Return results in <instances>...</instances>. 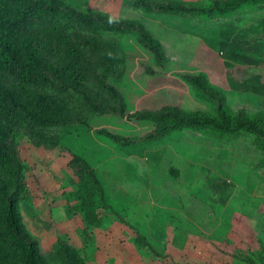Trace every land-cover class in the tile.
Returning a JSON list of instances; mask_svg holds the SVG:
<instances>
[{"label":"rangeland","instance_id":"rangeland-1","mask_svg":"<svg viewBox=\"0 0 264 264\" xmlns=\"http://www.w3.org/2000/svg\"><path fill=\"white\" fill-rule=\"evenodd\" d=\"M120 3L45 0L27 23L55 39L59 72L0 68V179L20 230L43 264H264L260 135L183 120L264 135V0ZM23 85L44 102L17 103ZM0 264H19L3 237Z\"/></svg>","mask_w":264,"mask_h":264},{"label":"trees","instance_id":"trees-1","mask_svg":"<svg viewBox=\"0 0 264 264\" xmlns=\"http://www.w3.org/2000/svg\"><path fill=\"white\" fill-rule=\"evenodd\" d=\"M13 1H21L14 8L10 6ZM45 0H0V68L7 70H17L20 76L25 80L33 83H42L48 81L47 71L58 73L59 70L54 66L53 60L58 61L59 49L53 37L40 35V30L36 26V22H29L31 19H42L44 17ZM31 18V19H30ZM154 46L157 42L149 37H145ZM49 42L55 43L50 47L53 50L52 57L43 55L39 46L48 47ZM58 56V58H57ZM20 87V86H19ZM82 95L87 98L83 91ZM10 96L17 100V103H25L37 95L21 86L19 91L14 94L9 92ZM38 97V96H37ZM44 102L43 97H38ZM194 124H205L219 127L227 131L244 128L252 133L260 135L261 142L264 145V135L256 124L236 120L229 122L225 118L220 120L211 116H195L183 118ZM9 133V127L1 119L0 110V141L4 140ZM161 155L156 154L153 150L146 152L145 160L149 165H156ZM6 159L5 153L0 148V164H4ZM0 237L5 238L16 250L17 261L19 264H43L38 260L37 246L33 240L26 237L20 230L17 216L15 213L14 203L10 197L6 185L0 179Z\"/></svg>","mask_w":264,"mask_h":264},{"label":"crops","instance_id":"crops-1","mask_svg":"<svg viewBox=\"0 0 264 264\" xmlns=\"http://www.w3.org/2000/svg\"><path fill=\"white\" fill-rule=\"evenodd\" d=\"M120 2L121 0H87L90 6L109 12H116L121 5Z\"/></svg>","mask_w":264,"mask_h":264}]
</instances>
